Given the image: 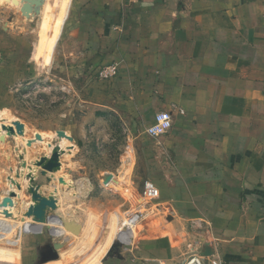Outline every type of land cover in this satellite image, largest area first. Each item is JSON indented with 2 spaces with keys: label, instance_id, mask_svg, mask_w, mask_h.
<instances>
[{
  "label": "crops",
  "instance_id": "1",
  "mask_svg": "<svg viewBox=\"0 0 264 264\" xmlns=\"http://www.w3.org/2000/svg\"><path fill=\"white\" fill-rule=\"evenodd\" d=\"M64 7L74 12L63 48L73 42L89 66H102L114 89L108 109L121 120L143 116L146 133L156 113L173 118L152 163L167 179L154 187L171 218L147 220L135 256L152 242L166 264H183L191 251L205 264H264V0ZM107 67L115 73L106 78ZM14 203L8 198L0 215ZM0 256L19 255L0 246Z\"/></svg>",
  "mask_w": 264,
  "mask_h": 264
},
{
  "label": "rangeland",
  "instance_id": "2",
  "mask_svg": "<svg viewBox=\"0 0 264 264\" xmlns=\"http://www.w3.org/2000/svg\"><path fill=\"white\" fill-rule=\"evenodd\" d=\"M68 1L0 0V196L15 200L0 215V246L19 255L0 256V264H23L20 256L33 264H160L152 242L136 257V244L125 249L118 236L135 213L144 216L129 225L126 244L141 238L147 220L171 218L160 212L162 192L143 199L147 181L167 182L152 164L163 137L147 135L143 116L121 120L108 109L114 89L99 76L102 66H89L73 42L65 52ZM108 175L119 183H106ZM45 223L52 230L24 234Z\"/></svg>",
  "mask_w": 264,
  "mask_h": 264
},
{
  "label": "built area",
  "instance_id": "3",
  "mask_svg": "<svg viewBox=\"0 0 264 264\" xmlns=\"http://www.w3.org/2000/svg\"><path fill=\"white\" fill-rule=\"evenodd\" d=\"M115 73V68L114 67H107L104 69V71L102 72V75L104 77H109L112 76ZM173 128V118L170 114V112L167 111H161L158 112L154 115L153 117V122L150 125V127L147 130V133L153 137V138H160L162 136L167 135L171 129ZM112 175H108L105 176V182L106 183H110V178ZM144 200L147 199H152V198H158L159 197V191L154 187V185L150 182H146L145 186H144ZM144 214L142 212L140 213H135L133 214L131 217H133V219H137L134 220L136 221V223L134 224V228H136V226L141 222V220L143 219ZM130 218L127 219L126 221H122L120 224V228L122 229V231H120L119 234V239L118 242L121 244V246H124L125 249H129L130 247H132L135 243L134 240V236L132 235V243L131 244H126V237H127V230L130 228V224H128V222L130 223ZM129 220V221H128ZM32 228V231H29V229L26 230V232L24 234H31V235H41L44 233V231L46 230L48 226V223L46 224H42V225H38L35 226L34 224H31V226H29V228ZM40 228V232L35 231V228ZM51 227V226H50ZM49 227V228H50ZM38 228V229H39ZM52 230V228H51ZM50 230V231H51ZM160 264H166L163 261H160ZM185 264H205L203 258L199 255V254H192L185 262Z\"/></svg>",
  "mask_w": 264,
  "mask_h": 264
},
{
  "label": "water",
  "instance_id": "4",
  "mask_svg": "<svg viewBox=\"0 0 264 264\" xmlns=\"http://www.w3.org/2000/svg\"><path fill=\"white\" fill-rule=\"evenodd\" d=\"M26 10H27V14H30V12H31V9L28 7V8H26ZM58 134L59 135H61V136H65L66 135V133L65 132H63V131H60V132H58ZM54 156L56 157V158H58L59 157V155L58 154H54ZM44 174H45V172H43ZM32 189V192L35 190L34 188H31ZM13 197H15L16 196V194L15 193H12L11 194ZM40 205H41V207H43V208H53L54 207V202L53 201H51V200H47V199H41V201H40ZM44 217V216H43ZM39 219H41V218H39ZM41 222L43 221V220H40ZM38 222V221H37Z\"/></svg>",
  "mask_w": 264,
  "mask_h": 264
},
{
  "label": "bare ground",
  "instance_id": "5",
  "mask_svg": "<svg viewBox=\"0 0 264 264\" xmlns=\"http://www.w3.org/2000/svg\"><path fill=\"white\" fill-rule=\"evenodd\" d=\"M110 180V182H112L111 183V185L112 184H117V183H119V180H117V178L115 177V176H111V178L109 179ZM7 199H8V197H4V198H2L1 196H0V207L1 206H4L6 203H7ZM12 199V198H11ZM3 200V201H2ZM117 217V219H118V223H120V217L119 216H116ZM130 223L128 222V224H131L132 226H134V224L136 223V221H134V220H137L136 218L133 220V217H131L130 218ZM129 221V220H128ZM50 225V224H49ZM51 226V225H50ZM51 228H52V226H51ZM1 229V228H0Z\"/></svg>",
  "mask_w": 264,
  "mask_h": 264
}]
</instances>
